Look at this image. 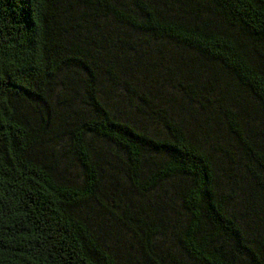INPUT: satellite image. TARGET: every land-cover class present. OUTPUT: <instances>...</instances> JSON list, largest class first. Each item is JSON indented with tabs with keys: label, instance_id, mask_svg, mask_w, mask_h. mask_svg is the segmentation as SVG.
<instances>
[{
	"label": "trees",
	"instance_id": "trees-1",
	"mask_svg": "<svg viewBox=\"0 0 264 264\" xmlns=\"http://www.w3.org/2000/svg\"><path fill=\"white\" fill-rule=\"evenodd\" d=\"M0 264H264V0H0Z\"/></svg>",
	"mask_w": 264,
	"mask_h": 264
}]
</instances>
